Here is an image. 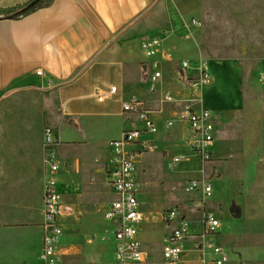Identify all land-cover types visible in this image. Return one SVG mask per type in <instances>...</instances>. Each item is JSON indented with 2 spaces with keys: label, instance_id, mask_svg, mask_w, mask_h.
I'll list each match as a JSON object with an SVG mask.
<instances>
[{
  "label": "crops",
  "instance_id": "0c3cea01",
  "mask_svg": "<svg viewBox=\"0 0 264 264\" xmlns=\"http://www.w3.org/2000/svg\"><path fill=\"white\" fill-rule=\"evenodd\" d=\"M31 1L0 0V134H14L12 139L18 149L12 154L14 158L10 164L0 154V174L7 177L6 182H0V224L4 225L0 228V242L3 245L14 242L18 247V253L6 252L0 255V264L40 262L45 221L43 197L46 179L50 176V165L44 160V131L50 129L59 138L54 147L59 164L56 174L74 173L78 160L76 159L75 164L69 158L61 160L56 150L57 145L62 142L59 126L64 125L69 116L70 122L79 126L78 131L81 133L86 131L87 134L96 136L97 133L110 130L119 136L110 141L111 151L103 154L99 167L102 179L97 191L93 190L96 178H89L82 183L73 179L72 183H59V187L56 186L60 190L64 186L69 188V193L73 190L80 192L77 201L66 200L60 195L64 211L57 217L62 228L57 251L58 263L63 264L62 256L73 255L72 260L75 259L76 252L83 249L87 220L98 222L86 210L84 204L87 199L83 197L88 196L92 203L98 195L109 190L113 193V199L105 206L117 199L118 196L108 179L109 161L112 157L111 142L121 138L125 130L139 129L141 136H158L155 140L151 137L142 140L140 137L137 142L126 146L128 150L135 152L137 198L141 213L138 240L145 252V261L141 264H147L153 255L143 247V243H156L153 239L160 234L158 244L163 252L165 237L176 222L168 223L162 219L165 210L175 207L164 208L163 196L152 190L148 191L155 185V181L149 179L154 177L155 169L148 163L143 166V162H146L143 159L149 154L158 153L157 167L160 163L162 176L161 179L158 177L157 184L162 186L164 176L183 173L188 167L192 173L199 172L200 159L189 147L193 137L192 129L187 121L178 119L179 110L184 104L210 111L213 108L222 112L244 110L246 99L242 91L243 68L234 66L231 60L219 62L208 59L213 80L193 93L185 80L186 76L194 75L199 56L194 54L190 42L179 36L181 12L172 0H166L165 4L167 25L147 26L146 29L138 25L159 0H53L49 5L15 16ZM156 32H160L162 36L159 48L170 50V59H164L159 52L151 58L144 54L142 43L148 39V35ZM183 59L190 61L192 69L186 72L181 70L179 65ZM152 60H158L162 70V77L154 90L151 89L145 67L147 64L150 66ZM39 69L44 71V75L38 74ZM111 86L117 87L116 92H110ZM205 90L206 106L203 104ZM167 92L172 93L182 104L166 102L164 95ZM93 96H97L99 101L115 99L120 102L121 113L125 112L124 102L132 98L140 99L149 110L157 130L153 133L146 131L144 122L132 112L127 113L131 118L136 116L140 125H124L126 116L123 117L111 108L89 111L87 103ZM119 120L121 125H116ZM169 120H173L174 125L168 129L172 133L167 136L164 134L167 130L165 123ZM36 127L42 131L38 149L32 147V141H29L28 149L22 151L20 147L24 141V128L29 131ZM215 128L217 124L214 123V130ZM167 137L183 143L185 150L160 153L159 149L165 145ZM145 140L149 142L148 149L142 150ZM216 140L214 133V143ZM185 154H188V159L185 158L176 168L170 170L166 167L172 157ZM185 161L195 165H182ZM142 171H148L149 175L143 176ZM192 179L194 178L189 179L188 183ZM140 191L143 192L146 202L141 200ZM193 193L195 197L192 198L189 208H201L200 191ZM205 207L202 211L199 210L200 228L195 231L190 228V235L183 242L179 264H205L213 255L211 249L205 245L209 241L208 235L201 234L204 232V216L207 213ZM105 211L103 210L104 220L112 240L116 242L111 232L113 221L106 218ZM181 212V216L187 218L185 211ZM65 232L68 233L71 249L60 248ZM73 234L74 238L81 241L72 243Z\"/></svg>",
  "mask_w": 264,
  "mask_h": 264
},
{
  "label": "rangeland",
  "instance_id": "374dc122",
  "mask_svg": "<svg viewBox=\"0 0 264 264\" xmlns=\"http://www.w3.org/2000/svg\"><path fill=\"white\" fill-rule=\"evenodd\" d=\"M172 1L181 12L179 36L190 42L196 56H204L210 61L231 60L234 66L243 68L242 91L246 105L244 110L222 112L215 108L212 109V118L217 124V128L214 130L217 140L212 144V158L204 162L198 161V165L201 166L199 172L192 173L188 167L183 173L164 176V185L162 186L157 184L158 177L161 179L162 176L161 164L159 163L157 167L159 155L158 153L147 155V160L143 159L146 161L143 162V166L148 163L153 170L155 169L154 177L149 178L155 181V185L148 191L152 190V192L163 196L165 199L164 208L173 206L180 212L181 210L185 211L187 218L192 222L190 228L195 231L200 228L201 212L199 210L202 211L203 207L189 208L195 195L186 190L189 185L188 180L194 178L209 181L212 185V195L207 200L206 212L220 220L221 225L216 233L207 236L208 240L212 239L216 244L223 246L229 257L228 264H264V151L262 147L264 0ZM165 4L166 0H159L138 26L146 29L147 26L167 25ZM206 97L205 90L203 96L205 106L207 104ZM87 105L89 111L106 108L116 110L123 117L126 116L123 120V124L126 126L141 124L136 116V119L131 118L127 111L121 113V103L115 99L99 101L97 96H93ZM70 120L71 116L68 117L65 126H59L62 142L57 145L56 150L61 160L69 158L75 164L77 159V170L74 171L76 174L70 172L54 174L56 186L59 187V183H72L73 179L82 183L89 178H96L93 190L97 191L102 179L99 167L102 164L103 154L105 151H111L110 141L119 135L110 130L97 133L96 136L87 134L86 131L81 133L78 131L79 126L71 123ZM118 124L121 125L120 120L116 123V125ZM39 130V127L29 131L24 128V141L21 142L22 146L20 147L22 151L28 149L29 141H32V147L38 149L42 135V131ZM66 132L68 135H65ZM171 133L172 131L167 129L164 134L170 136ZM14 136L12 133L0 134V154L1 157H6L7 164H10L14 158L12 154L18 151L16 143L12 139ZM149 137L155 140L158 136L142 135L141 139ZM242 138L248 143L246 144ZM155 147L153 148L155 149ZM180 149L185 150L183 143L175 142L167 137L165 145L159 151L160 153L162 151L173 152ZM184 157L188 159V154H185ZM185 164L195 165L186 161L182 165ZM162 168L164 170L163 166ZM102 172L106 182L104 168H102ZM148 175V171L143 172V176ZM6 181L7 177L0 174V182ZM68 189L64 186L61 187V190L57 188V192L61 198L77 201V195L80 192L73 190L69 193ZM142 191L139 193L140 197L143 195ZM83 198L87 199L84 204L86 210L94 215L98 222L87 220L88 228L85 231L84 243H82L83 249L76 252L74 260H72L73 255L62 256L63 264H113L116 242L112 240L103 216V210L105 211L107 207L105 205L113 199V193L109 190L104 191L92 203L88 196ZM141 200L146 202L144 196L141 197ZM184 218L186 217L184 216ZM2 226L4 225L0 224V228ZM201 234L204 235V232ZM71 237L72 243L81 241L74 238V234ZM160 239V234H157L156 239H153L156 243H143V247L153 255L152 260L147 264H166L168 262L158 244ZM181 247L183 248V243ZM60 248H72L66 232L61 238ZM6 252L18 253L16 243L3 245L0 242V255Z\"/></svg>",
  "mask_w": 264,
  "mask_h": 264
},
{
  "label": "built area",
  "instance_id": "2783aa9c",
  "mask_svg": "<svg viewBox=\"0 0 264 264\" xmlns=\"http://www.w3.org/2000/svg\"><path fill=\"white\" fill-rule=\"evenodd\" d=\"M162 40L160 32L148 35L142 43L144 54L151 58L156 53H160L164 59H170L171 51L159 48ZM183 72L192 69L189 60L183 59L179 65ZM151 82V89L154 90L156 83L162 77V70L158 60H152L145 65ZM148 67V69H147ZM39 75H44V71L39 69ZM213 76L209 71L208 58L199 56L194 67V75L186 76V83L194 92L199 91L206 84H210ZM264 80V73L262 74ZM117 87L111 86L110 92H116ZM166 102H178L172 93L164 95ZM123 109L127 112L137 114L138 118L144 122L146 131L153 133L157 130L154 121L150 118L149 110L140 99L132 98L123 103ZM178 119L187 121L192 129L193 137L189 142V147L201 161H208L212 158V144L214 141V121L212 112L206 108H194L188 104L182 105L179 110ZM174 125L173 120L165 123V128L169 129ZM141 137V130H125L122 137L111 142L112 157L109 161L108 179L110 186L115 190L117 199L112 201L106 208L105 216L113 221L111 232L116 239L115 263L114 264H141L145 261V252L142 250L138 240V224L141 220L139 201L137 198V175L135 169V152L127 149L129 143L137 142ZM59 142L58 136H54L50 129L44 131V160L50 165V176L46 179L44 190V216L43 223V248L38 264H59L57 251L59 247L62 228L57 221L58 215L62 214L64 208L60 195L56 189L54 174L58 171L59 164L54 151L55 145ZM149 142L143 141L142 150L148 149ZM184 155H176L168 160V169L176 168L182 161ZM187 192L201 193L199 201L205 207L207 199L212 195V185L208 181L192 179L186 188ZM68 210V209H67ZM69 211V210H68ZM165 222H176L172 231L165 237L163 255L170 264H179L182 252V243L190 235V221L183 216L176 208H169L162 214ZM204 236L214 234L220 227V220L213 215L206 213L204 216ZM213 252L211 258L205 264H228L229 257L223 246L216 244L210 239L205 243Z\"/></svg>",
  "mask_w": 264,
  "mask_h": 264
},
{
  "label": "trees",
  "instance_id": "16d2710c",
  "mask_svg": "<svg viewBox=\"0 0 264 264\" xmlns=\"http://www.w3.org/2000/svg\"><path fill=\"white\" fill-rule=\"evenodd\" d=\"M53 0H39L37 3H35L32 7H29L27 9H24L20 14H27V13H30L42 6H45V5H49ZM20 14H16L15 16L17 15H20Z\"/></svg>",
  "mask_w": 264,
  "mask_h": 264
},
{
  "label": "water",
  "instance_id": "95a60500",
  "mask_svg": "<svg viewBox=\"0 0 264 264\" xmlns=\"http://www.w3.org/2000/svg\"><path fill=\"white\" fill-rule=\"evenodd\" d=\"M39 0H32L27 4V6L24 9H27L29 7H32L35 3H37ZM24 9L17 12V14H20ZM263 151H264V122H263Z\"/></svg>",
  "mask_w": 264,
  "mask_h": 264
}]
</instances>
